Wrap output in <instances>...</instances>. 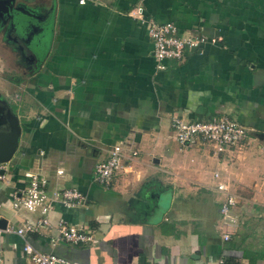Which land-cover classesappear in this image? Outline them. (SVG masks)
Masks as SVG:
<instances>
[{"label": "crops", "instance_id": "0c3cea01", "mask_svg": "<svg viewBox=\"0 0 264 264\" xmlns=\"http://www.w3.org/2000/svg\"><path fill=\"white\" fill-rule=\"evenodd\" d=\"M34 4L27 16L42 30L31 37L33 64L8 78L0 60V111L9 109L21 128L7 182L0 183V223L17 230L42 219L11 207L28 185V172L46 177L48 192L76 188L86 204L55 205L48 225L25 237L0 231V264H33L22 252L25 243L72 264H207L220 258L264 264V0ZM137 9L144 20L172 22L181 34L216 43L159 70L145 26L130 15ZM45 32L47 39L39 40ZM221 115L248 130L241 151L217 161L202 147L181 149L173 139L172 118ZM116 145L124 149L123 166L105 189L92 182V170ZM220 169L240 199L229 242L218 228L222 198L211 188L212 173ZM165 195L171 198L166 225L151 219ZM60 220L86 228L94 240L64 243Z\"/></svg>", "mask_w": 264, "mask_h": 264}, {"label": "built area", "instance_id": "2783aa9c", "mask_svg": "<svg viewBox=\"0 0 264 264\" xmlns=\"http://www.w3.org/2000/svg\"><path fill=\"white\" fill-rule=\"evenodd\" d=\"M86 0H78L84 5ZM130 15L141 21L145 26L148 38L152 42L153 58L156 67L163 70L168 61H181L188 52H199L206 44H215V39L190 34H181L175 23H155L144 20L142 11H132ZM172 136L181 149L208 147L210 154L216 160L236 149L241 151L243 142L248 138L249 132L238 125L228 116L221 115L209 121H187L181 117L171 120ZM136 155L135 152L132 153ZM124 149L120 145L112 147L108 157L96 163L92 170V182L102 188H109L113 177L123 166ZM218 161V160H217ZM8 163L0 164V183L7 182ZM56 175H62L63 170L57 169ZM28 185L21 196H13L11 207L15 211L25 210L29 213H39L42 217L37 223H26L23 228L14 230L6 226L0 229L5 233H16L21 237L34 233L41 225H48L46 216L53 211L55 205L64 209H74L86 204V197L76 188L54 189L48 192V179L37 172L25 173ZM214 185L212 191L222 200L219 205V225L222 231L223 242H229L232 233L236 230L234 210L240 207V199L232 191V184L225 173L218 170L212 173ZM58 239L71 246H86L94 240V235L86 228H80L60 220L57 225ZM55 242V241H53ZM24 255L29 256L33 264H72L69 261L53 254L43 253L25 243L22 247ZM207 264H226L224 259H218Z\"/></svg>", "mask_w": 264, "mask_h": 264}, {"label": "flooded vegetation", "instance_id": "af4514ba", "mask_svg": "<svg viewBox=\"0 0 264 264\" xmlns=\"http://www.w3.org/2000/svg\"><path fill=\"white\" fill-rule=\"evenodd\" d=\"M31 13L32 12L24 5V2L2 0L0 3V25L5 32L3 36H5L9 42L13 43L15 47L19 48L21 51L23 50L25 58L26 55H28V63H31L29 56L30 49L33 45L31 37L33 34L42 30V27L31 22L30 18H28L27 15H30ZM19 15L27 17L24 19L21 18L19 21L18 18H16V16ZM22 30L23 32L20 33L19 31ZM12 34L14 38L11 36Z\"/></svg>", "mask_w": 264, "mask_h": 264}, {"label": "rangeland", "instance_id": "374dc122", "mask_svg": "<svg viewBox=\"0 0 264 264\" xmlns=\"http://www.w3.org/2000/svg\"><path fill=\"white\" fill-rule=\"evenodd\" d=\"M1 1L2 0H0V3H1ZM15 1L24 2V5L27 6V8H29V7L32 8L35 6L34 3H36L37 0H15ZM26 17L27 16L23 17L21 15L16 16V18H18L19 21L21 18L24 19ZM28 17L30 18L31 16H28ZM19 30H21V29H19ZM19 32L22 33L23 30L19 31ZM4 34H5L4 29H2V27L0 25V56H1L0 60L6 66L5 67L6 71L5 72L3 71V73H4L3 76L7 75L8 78H16L19 75H24L26 73L25 68L30 67V63H28L29 61L27 59L28 55L25 58L23 50L21 51L19 48L15 47V45L13 43L9 42L7 40V38L5 36H3ZM47 35L48 34L46 32L44 34L41 33V34H39L38 39L41 41H45L47 39ZM11 36H13V34ZM13 38H14V36H13ZM35 43H36V40L34 39L33 44H35ZM15 67H17V68L23 67L24 70H19ZM202 149L210 154L208 147H204ZM219 171L223 172V170H221V169ZM7 172H9V171H7ZM170 202H171V198L169 195H168V197H167V195H165L164 198L162 196V198L160 200V204H158L159 208L155 210L153 217H151L152 222L163 223L166 225V223L164 222V218H163V216H164L163 212H164V210H166L169 207ZM161 204H162V206H160ZM165 225H162L161 228L164 227Z\"/></svg>", "mask_w": 264, "mask_h": 264}, {"label": "water", "instance_id": "95a60500", "mask_svg": "<svg viewBox=\"0 0 264 264\" xmlns=\"http://www.w3.org/2000/svg\"><path fill=\"white\" fill-rule=\"evenodd\" d=\"M0 119V164L10 163L15 154L20 138V124L18 118L9 110H1ZM6 227L5 222L0 223V229Z\"/></svg>", "mask_w": 264, "mask_h": 264}, {"label": "trees", "instance_id": "16d2710c", "mask_svg": "<svg viewBox=\"0 0 264 264\" xmlns=\"http://www.w3.org/2000/svg\"><path fill=\"white\" fill-rule=\"evenodd\" d=\"M224 261H225L226 264H231V263L229 262V259H227V258H226Z\"/></svg>", "mask_w": 264, "mask_h": 264}]
</instances>
